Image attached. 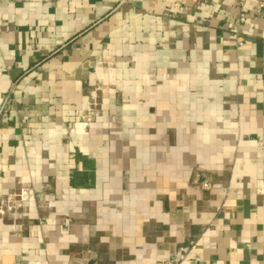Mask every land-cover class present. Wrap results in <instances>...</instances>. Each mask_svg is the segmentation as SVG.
Masks as SVG:
<instances>
[{"label":"crops","instance_id":"crops-1","mask_svg":"<svg viewBox=\"0 0 264 264\" xmlns=\"http://www.w3.org/2000/svg\"><path fill=\"white\" fill-rule=\"evenodd\" d=\"M241 2L0 0V264H264Z\"/></svg>","mask_w":264,"mask_h":264},{"label":"built area","instance_id":"built-area-1","mask_svg":"<svg viewBox=\"0 0 264 264\" xmlns=\"http://www.w3.org/2000/svg\"><path fill=\"white\" fill-rule=\"evenodd\" d=\"M243 2H244V0H242L241 3L243 4ZM259 7H260V8L264 7V4H263V3H260V4H259ZM238 44H239V45H243V44H244V41H243V40H240ZM12 92H13V89H12ZM205 186H208V184H205Z\"/></svg>","mask_w":264,"mask_h":264},{"label":"rangeland","instance_id":"rangeland-1","mask_svg":"<svg viewBox=\"0 0 264 264\" xmlns=\"http://www.w3.org/2000/svg\"><path fill=\"white\" fill-rule=\"evenodd\" d=\"M14 92V91H13ZM97 105H98V103H97Z\"/></svg>","mask_w":264,"mask_h":264}]
</instances>
